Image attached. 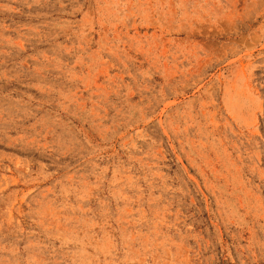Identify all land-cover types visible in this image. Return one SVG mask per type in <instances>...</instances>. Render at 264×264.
I'll list each match as a JSON object with an SVG mask.
<instances>
[{
  "label": "rangeland",
  "instance_id": "374dc122",
  "mask_svg": "<svg viewBox=\"0 0 264 264\" xmlns=\"http://www.w3.org/2000/svg\"><path fill=\"white\" fill-rule=\"evenodd\" d=\"M0 264H264V0H0Z\"/></svg>",
  "mask_w": 264,
  "mask_h": 264
}]
</instances>
